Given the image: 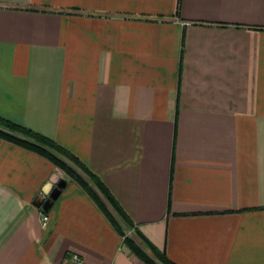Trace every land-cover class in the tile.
Returning a JSON list of instances; mask_svg holds the SVG:
<instances>
[{"label":"crops","instance_id":"obj_1","mask_svg":"<svg viewBox=\"0 0 264 264\" xmlns=\"http://www.w3.org/2000/svg\"><path fill=\"white\" fill-rule=\"evenodd\" d=\"M0 117L78 157L171 261L264 264V0H0ZM74 253L143 264L76 180L0 138V264Z\"/></svg>","mask_w":264,"mask_h":264},{"label":"trees","instance_id":"obj_2","mask_svg":"<svg viewBox=\"0 0 264 264\" xmlns=\"http://www.w3.org/2000/svg\"><path fill=\"white\" fill-rule=\"evenodd\" d=\"M0 138L46 157L66 176L76 180L123 236L129 250L145 264H177L134 228L125 211L100 179L68 149L39 132L3 117H0ZM123 225L132 229L135 237L125 235Z\"/></svg>","mask_w":264,"mask_h":264},{"label":"water","instance_id":"obj_3","mask_svg":"<svg viewBox=\"0 0 264 264\" xmlns=\"http://www.w3.org/2000/svg\"><path fill=\"white\" fill-rule=\"evenodd\" d=\"M62 181L58 180V176L54 175L42 187L40 192L33 200V204L38 207L42 212H47L49 209V200L54 199L59 189L62 187Z\"/></svg>","mask_w":264,"mask_h":264},{"label":"built area","instance_id":"obj_4","mask_svg":"<svg viewBox=\"0 0 264 264\" xmlns=\"http://www.w3.org/2000/svg\"><path fill=\"white\" fill-rule=\"evenodd\" d=\"M40 220H41V225L43 227H46L49 221V215L47 214V212L41 213ZM67 264H83V261L77 253H74L70 258V263Z\"/></svg>","mask_w":264,"mask_h":264},{"label":"rangeland","instance_id":"obj_5","mask_svg":"<svg viewBox=\"0 0 264 264\" xmlns=\"http://www.w3.org/2000/svg\"><path fill=\"white\" fill-rule=\"evenodd\" d=\"M123 230H124V233H125V235L127 234L129 237H135L134 236V231L132 230V229H129L128 227H126L125 225H123ZM121 238H122V242H123V244L126 246V244H125V242H124V239H123V236L121 235ZM127 247V246H126ZM128 248V247H127ZM143 248L144 249H146L144 246H143ZM129 249V248H128ZM131 252V251H130ZM132 253V252H131ZM136 256V255H135ZM137 257V256H136ZM138 258V257H137ZM143 264H145L144 263V261L143 260H141L140 258H138Z\"/></svg>","mask_w":264,"mask_h":264}]
</instances>
